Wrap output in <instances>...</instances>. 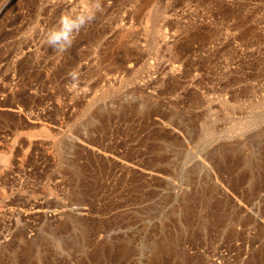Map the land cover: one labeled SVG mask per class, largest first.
Segmentation results:
<instances>
[{
	"label": "rangeland",
	"instance_id": "rangeland-1",
	"mask_svg": "<svg viewBox=\"0 0 264 264\" xmlns=\"http://www.w3.org/2000/svg\"><path fill=\"white\" fill-rule=\"evenodd\" d=\"M93 3L0 0V264H264V0Z\"/></svg>",
	"mask_w": 264,
	"mask_h": 264
},
{
	"label": "clouds",
	"instance_id": "clouds-1",
	"mask_svg": "<svg viewBox=\"0 0 264 264\" xmlns=\"http://www.w3.org/2000/svg\"><path fill=\"white\" fill-rule=\"evenodd\" d=\"M101 10V0H94L91 10L87 13L62 15L57 25L46 31L45 42L56 52L63 53L72 46L76 35L94 19L95 12ZM70 76L75 79L77 74L73 72Z\"/></svg>",
	"mask_w": 264,
	"mask_h": 264
}]
</instances>
